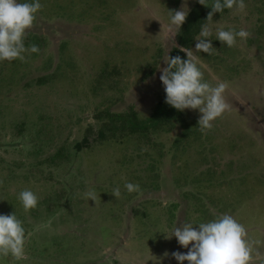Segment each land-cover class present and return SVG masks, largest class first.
<instances>
[{
    "label": "rangeland",
    "instance_id": "obj_1",
    "mask_svg": "<svg viewBox=\"0 0 264 264\" xmlns=\"http://www.w3.org/2000/svg\"><path fill=\"white\" fill-rule=\"evenodd\" d=\"M182 2L40 0L25 37L40 41V51L0 62V214L14 211L27 233L25 258L0 264H177L171 253L188 249L164 236L223 213L246 228L250 264H264V0L213 20L251 35L200 61L205 80L229 84V108L211 129L200 130L198 111L185 110L191 131L177 123L155 135L161 151L97 138L99 113L151 114L174 47L169 11ZM195 4L188 0L190 11ZM211 39L218 42L215 32ZM114 68L118 75L97 83ZM63 149L69 157H56ZM129 182L140 191L129 193ZM25 189L39 198L29 212L17 198Z\"/></svg>",
    "mask_w": 264,
    "mask_h": 264
},
{
    "label": "clouds",
    "instance_id": "obj_2",
    "mask_svg": "<svg viewBox=\"0 0 264 264\" xmlns=\"http://www.w3.org/2000/svg\"><path fill=\"white\" fill-rule=\"evenodd\" d=\"M187 2L188 0H183L179 10L169 11L170 30L175 29L174 37L180 33L189 15ZM196 2L211 11L194 38L195 48H179L185 53L186 59L168 55L167 61H164L166 66L160 69L159 79L165 92V103L179 112L198 111L200 115L197 125L203 131L211 129L213 122L229 108L225 100L229 84L219 81L213 86L205 80L200 66V61L203 60L200 53L211 55L215 50L211 39L214 32L215 40L228 48L234 47L238 40L246 41L251 34L246 29L214 28L212 19L215 13H222L225 9L244 10V0H212L210 7L207 6V0ZM41 8L40 0H0V62L24 60L25 53L40 51L35 44L26 47L25 37ZM174 37L172 43L176 47ZM124 187L129 193L140 191L138 184L129 182ZM119 195L120 189H114L113 196ZM87 196L94 201L92 192H88ZM17 198L25 212L36 208L39 202L36 193L30 189L20 191ZM173 237L181 248L188 249L187 252L171 253L177 264H250L253 258V248L247 239L246 228L228 213L206 221L183 223L173 228L170 236H164L165 239ZM26 243V229L16 213L0 214V257L10 256L16 260L25 258ZM164 255L167 256L168 253Z\"/></svg>",
    "mask_w": 264,
    "mask_h": 264
},
{
    "label": "trees",
    "instance_id": "obj_3",
    "mask_svg": "<svg viewBox=\"0 0 264 264\" xmlns=\"http://www.w3.org/2000/svg\"><path fill=\"white\" fill-rule=\"evenodd\" d=\"M247 3H252L251 0H244ZM259 4L260 0H252ZM212 0H207V6H211ZM255 8V7H254ZM211 11L210 8H206L196 2L193 9L189 12V15L182 25L180 29V33L176 36L177 45L174 46L169 53V57L180 56L186 59L185 53L179 50L180 47H187L190 49L195 48L196 41L194 38L199 34L201 27L206 23V18ZM236 10H229L225 9L222 13H215L212 17L213 20H230L233 16V12ZM239 19V17L237 18ZM232 21V20H231ZM239 21V20H238ZM259 33V32H258ZM262 34V33H261ZM32 42V41H31ZM30 40L29 43L25 44V46H31ZM34 44L37 45L39 48L41 47V43L38 40H34ZM41 44V45H40ZM221 42L212 41V45L215 50L212 51L211 55L206 53H200L201 58H211L215 56L216 51L220 50V53L223 54L224 51H227L228 47L221 46ZM199 55V54H198ZM119 74V70L114 68L110 71H104L101 74H98L99 80L97 83L104 84L108 78H113L115 75ZM149 76L151 75L148 74ZM105 81V82H104ZM44 82L43 80L40 83ZM96 119L103 120V127L99 129L97 138L100 142L105 143L111 139H115L117 136L119 138H133L136 143L142 144L147 143L152 150H160L162 145L159 143H155L154 137L155 135H160L163 132L171 130L174 125L177 123H181L185 126V130L191 131V124L187 121L186 112H179L174 108L170 107L165 103V92L164 89L160 95V99L157 104L154 106L151 114L146 118H141L138 113L131 108L126 112L121 113H112L110 110L99 113L95 116ZM91 131H89L90 135ZM199 132L194 130V137L197 136ZM86 135L82 141L76 145V149L79 151L83 148H88L89 146V137ZM185 135H188L187 131H185ZM182 136L179 138L176 143L175 147L180 144V142L185 138ZM197 137H195L196 139ZM198 139V138H197ZM69 157V154L65 152V149L61 150L60 153L56 154V157Z\"/></svg>",
    "mask_w": 264,
    "mask_h": 264
}]
</instances>
